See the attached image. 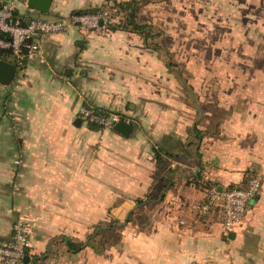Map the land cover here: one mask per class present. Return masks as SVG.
Here are the masks:
<instances>
[{
	"label": "crops",
	"instance_id": "0c3cea01",
	"mask_svg": "<svg viewBox=\"0 0 264 264\" xmlns=\"http://www.w3.org/2000/svg\"><path fill=\"white\" fill-rule=\"evenodd\" d=\"M4 1L24 18L113 4L52 0L42 14L26 0ZM252 7L264 11V0H154L141 7L139 18L162 29L161 43L184 82L135 33L72 26L46 36V62H29L0 83V244L22 218L29 264L42 254L43 264H264V82H221L249 69L212 65L224 44L245 54L254 41L246 15ZM259 21L264 32V13ZM205 48L212 53L204 60ZM204 88L219 93L203 102ZM82 104L127 117L132 132L89 128L78 113ZM155 147L175 155L158 175ZM248 170L261 188L239 226L225 232L214 218L195 214L205 184L237 185ZM149 192L156 196L144 206L150 214L127 222L135 200ZM111 220L118 221L116 243L99 253L92 246L67 251L63 236L83 241Z\"/></svg>",
	"mask_w": 264,
	"mask_h": 264
},
{
	"label": "built area",
	"instance_id": "2783aa9c",
	"mask_svg": "<svg viewBox=\"0 0 264 264\" xmlns=\"http://www.w3.org/2000/svg\"><path fill=\"white\" fill-rule=\"evenodd\" d=\"M16 6L11 1L0 2V50L9 52L12 63L20 68L26 61L45 63L42 48L44 38L50 34L63 33L72 26L81 32H87L105 26L108 21L106 11L98 13L72 12L66 17H28L22 19L14 13ZM33 11L32 8H29ZM101 22V23H100ZM78 113L85 123L97 125L103 129L128 118L114 111L100 112L92 104H82ZM261 188L258 175L250 176L243 187L220 188L212 186L204 201L194 206L198 217L214 218L225 232L234 230L242 223L249 207V201ZM179 223H183L179 220ZM30 235L27 222L20 218L12 228L10 239L0 244V264H23V256L30 248Z\"/></svg>",
	"mask_w": 264,
	"mask_h": 264
},
{
	"label": "trees",
	"instance_id": "16d2710c",
	"mask_svg": "<svg viewBox=\"0 0 264 264\" xmlns=\"http://www.w3.org/2000/svg\"><path fill=\"white\" fill-rule=\"evenodd\" d=\"M111 1L113 3L112 5H108V6L101 7V8L81 10L79 12L80 13H98V12H103L105 10L109 12L112 11V14L116 15L118 19L114 21L112 16L110 15L108 18V21L105 23V27L107 28V30L109 31L122 30V31H128V32L138 34L142 38L144 45L158 52V54H160L165 59L166 66L168 68L170 69L176 68L174 70L178 78L184 82V78L181 76L179 70L177 69L178 65L171 58L170 51L166 47H164L161 43V37L163 35L162 29H160L159 27L155 26L152 23L144 22L139 18V12H140L141 7L148 2H153L154 0H126V1H121V2H118L116 0H111ZM0 2H4V0H1ZM18 12L19 10L17 9L14 11L15 14H19ZM21 17L22 19H25L24 15H21ZM8 54H9L8 51L0 50V55L6 59L8 57ZM27 64L28 63L25 61L20 68H16L17 69L16 72L23 70ZM97 110L102 113L109 112L108 110L101 109V108H97ZM86 124L91 129L101 128L94 124H88V123ZM109 129L112 130V128H109ZM153 154H154V158L156 161V167H157L156 175H158L159 170L162 169V167L166 166V163L168 160H172L173 158H175V155L164 153L156 147L153 149ZM165 171L166 173H168L170 170L165 169ZM252 175H256V174L248 170L244 176V179L242 180L240 184L227 186L225 188L243 187L247 179ZM163 179L165 180V178ZM166 181L168 182V180ZM212 186L205 184V187H207L208 189H210ZM153 198H156V196L151 194L150 192L146 194L144 198H137L135 200V207L131 212L128 213L126 221L127 222L133 221L134 215L135 217H137V220L141 219L139 213L142 211V208L148 203H150V200ZM136 212L137 214H134ZM117 224H118L117 220H111L108 222L99 223L93 227L92 231L86 236L85 240L83 241L73 240L70 237L63 236V240L65 242L67 251L71 254H75L86 246H92L94 248V251L99 253L104 247L102 246L103 244H101V241L95 242V239L96 238L101 239V237L106 235L105 233L109 231L118 230ZM117 241L118 239L114 241L113 243H116ZM42 259H44V254L40 256H32L30 262L31 264H43L41 262ZM28 262L25 264H29Z\"/></svg>",
	"mask_w": 264,
	"mask_h": 264
},
{
	"label": "rangeland",
	"instance_id": "374dc122",
	"mask_svg": "<svg viewBox=\"0 0 264 264\" xmlns=\"http://www.w3.org/2000/svg\"><path fill=\"white\" fill-rule=\"evenodd\" d=\"M251 4H257V2L254 1V3H251ZM106 12H107L108 18L111 15L114 21L118 19V17L116 15L112 14V11H110V12L106 11ZM263 13H264V11H259L257 9L255 10V7H252V10H250L249 12H246V15L251 17V20H249V23L251 25L250 26V33L252 35L251 38L254 41L245 44L247 47V50H245V54H242V50L239 51L238 46L235 47V45H232V44H224L223 56L217 58L215 61L212 59V62L214 61V63L212 65L214 67L230 66L231 68H234V69L243 67L244 69H249L250 74L249 75L248 74L239 75V76H234V75L222 76L219 78L222 80L221 82L236 83L237 80L241 81V82H256V83L259 81L264 82V37L262 35H260L259 31L261 28L258 27L259 22H260L259 18L262 16ZM245 18H247V17L245 16ZM101 29L107 30V28L104 26L102 28L93 29V31H98ZM222 29H223V27H220V30H222ZM261 31H262V34H264L263 29H261ZM220 37H221V35H219V38ZM211 53H212L211 50L206 49V48L203 49L204 60L207 59V57ZM176 54L177 53H175V55ZM243 55L245 56V60H243V58H244ZM234 72H238V71H234ZM258 72H260L261 75H258ZM253 73H256V74L254 76H250ZM211 78L213 79V77H211ZM215 78H217V77H215ZM209 80H210V78H209ZM209 80L203 81V84L208 83ZM213 92L207 88L205 91V88H204V91L202 92V98L204 99L203 102H205L206 98H210V96L214 97V94L219 93V91H215L214 93ZM221 92L227 93L225 90H223ZM239 94H241V93H239ZM134 214H137V212ZM148 214H150V212L144 210V207H143L142 211H141V217L145 218ZM133 221L136 223H137V221L139 222V220H137V217H135V215H134ZM105 234L106 235L101 237V239L96 238L95 242L101 241V244H103V245H110L111 243L116 241L118 239V236H119V233L117 230H112V231H109Z\"/></svg>",
	"mask_w": 264,
	"mask_h": 264
},
{
	"label": "water",
	"instance_id": "95a60500",
	"mask_svg": "<svg viewBox=\"0 0 264 264\" xmlns=\"http://www.w3.org/2000/svg\"><path fill=\"white\" fill-rule=\"evenodd\" d=\"M51 1L52 0H26V4L29 8L35 9L36 11L42 14H45L49 12ZM16 70H17L16 66L12 62L6 60V58L0 55V83L1 84L6 85L10 83L16 74ZM76 123L77 124L80 123L79 118L76 119ZM112 130L124 136H128L132 132V126L125 120L121 119L112 126ZM28 260H29V256L27 254L24 255L22 259L23 263L24 264L27 263Z\"/></svg>",
	"mask_w": 264,
	"mask_h": 264
}]
</instances>
